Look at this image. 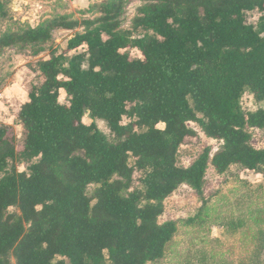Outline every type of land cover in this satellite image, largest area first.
Listing matches in <instances>:
<instances>
[{
  "label": "trees",
  "instance_id": "obj_1",
  "mask_svg": "<svg viewBox=\"0 0 264 264\" xmlns=\"http://www.w3.org/2000/svg\"><path fill=\"white\" fill-rule=\"evenodd\" d=\"M140 1L128 28L127 0H103L82 10L93 17L56 15L0 37L1 50L83 28L37 62L43 82L18 115L22 146L0 125V264H11L10 255L15 264H159L177 232L176 223H159L162 202L185 184L203 196L209 167L264 176V148L250 144L248 130L264 131V108L245 114L240 103L247 90L264 102V17L258 28L246 22V13L264 12V0ZM86 113L117 142L86 124ZM189 123L223 145L185 168L180 147L197 136ZM138 172L144 189L134 186ZM198 213L185 226L224 225L206 199ZM244 225L231 216L225 228L234 235ZM254 243L247 264H264V228ZM211 256L203 262L225 264Z\"/></svg>",
  "mask_w": 264,
  "mask_h": 264
},
{
  "label": "rangeland",
  "instance_id": "obj_2",
  "mask_svg": "<svg viewBox=\"0 0 264 264\" xmlns=\"http://www.w3.org/2000/svg\"><path fill=\"white\" fill-rule=\"evenodd\" d=\"M4 1L7 16L0 17V37L36 27L56 15H66L79 20L93 17V14L83 13V9L77 8L75 0ZM102 1L89 0L86 8ZM142 4L140 0H127L122 16L124 28L131 25ZM262 17L264 12H249L246 13V22L258 28ZM81 32L83 28L60 29L53 32L50 41L16 44L0 50V125L10 128L17 147L22 146L26 137L25 130L18 120L20 109L29 101L31 91L43 82L37 62L48 60L55 51L61 53L66 48L67 41ZM60 101L66 103L64 92L60 94ZM240 103L245 114L264 108V102L257 101L249 90L245 91ZM124 121L129 122L127 118ZM84 122L88 125L96 124L110 141L117 142L106 122L93 119L89 113H86ZM159 127L165 126L161 124ZM189 127L197 132V136L186 138L180 147L178 164L185 168L192 166L205 152L210 156L214 155L223 145L222 141L207 137L196 124L189 123ZM248 130L251 136L250 144L256 149H263L264 131ZM129 162L131 166L134 165L133 158ZM27 166L17 164L16 167L22 172ZM142 176L139 172L135 174L136 188L144 189L140 182ZM97 188L98 185H90L87 189L88 196L93 197ZM204 199L208 201L212 219L224 225H212L209 222L205 223L204 227L185 226V222L193 220L199 214ZM161 205L165 212L159 223L174 222L177 224V232L167 245L164 258L159 264H206L203 262L205 253L212 254L211 260L216 262L247 264L256 247V232L259 228H264V176L237 167L224 175H217L209 167L203 182V196L195 188L185 184ZM9 211L20 215L19 210L15 208ZM231 216H234L236 222H245L244 227L234 235H229L227 230ZM261 260H264V252ZM10 261L15 264L12 255Z\"/></svg>",
  "mask_w": 264,
  "mask_h": 264
},
{
  "label": "crops",
  "instance_id": "obj_3",
  "mask_svg": "<svg viewBox=\"0 0 264 264\" xmlns=\"http://www.w3.org/2000/svg\"><path fill=\"white\" fill-rule=\"evenodd\" d=\"M89 0H75L76 7H80L79 9H86Z\"/></svg>",
  "mask_w": 264,
  "mask_h": 264
}]
</instances>
